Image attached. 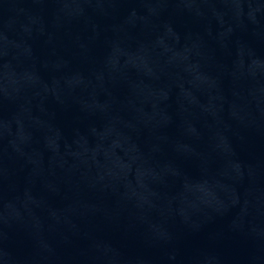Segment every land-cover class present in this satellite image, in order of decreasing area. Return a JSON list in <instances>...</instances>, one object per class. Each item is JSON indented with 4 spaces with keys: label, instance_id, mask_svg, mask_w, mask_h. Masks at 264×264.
<instances>
[{
    "label": "water",
    "instance_id": "95a60500",
    "mask_svg": "<svg viewBox=\"0 0 264 264\" xmlns=\"http://www.w3.org/2000/svg\"><path fill=\"white\" fill-rule=\"evenodd\" d=\"M0 264H264V0H0Z\"/></svg>",
    "mask_w": 264,
    "mask_h": 264
}]
</instances>
